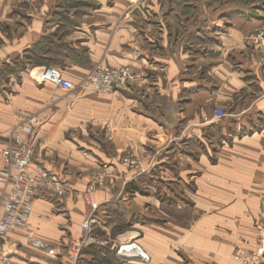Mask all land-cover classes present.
Wrapping results in <instances>:
<instances>
[{
    "label": "crops",
    "instance_id": "1",
    "mask_svg": "<svg viewBox=\"0 0 264 264\" xmlns=\"http://www.w3.org/2000/svg\"><path fill=\"white\" fill-rule=\"evenodd\" d=\"M64 1L41 0L36 15L22 13L26 23L0 35V67L47 44L40 68L73 84L96 65L127 68L136 81L101 95L5 77L0 146L18 126L23 138L36 135L32 166L66 191H37L0 252L18 264H236L264 221V59L246 44L264 8L85 0L93 8L67 10L56 22ZM16 4L0 0L1 25H10ZM214 108L226 117L204 123ZM99 170L104 179L94 184ZM91 217L99 235L135 243L149 261L118 259L110 244L80 246Z\"/></svg>",
    "mask_w": 264,
    "mask_h": 264
},
{
    "label": "built area",
    "instance_id": "2",
    "mask_svg": "<svg viewBox=\"0 0 264 264\" xmlns=\"http://www.w3.org/2000/svg\"><path fill=\"white\" fill-rule=\"evenodd\" d=\"M258 34L256 38H260ZM256 41V40H255ZM136 81V75L127 68H117L105 65L94 66L86 78L77 85L65 80L61 73L52 67L41 68L35 78L38 84L50 83L63 92L76 89L88 90L92 93L107 95L114 91L129 88ZM221 108H214L202 117L204 123H210L224 117ZM23 129L18 126L13 129L0 146V184L3 190L0 194V238L7 233L22 227L31 211L32 202L37 191H43L55 197L63 196L64 184L40 166H32V158L37 147L36 135L22 137ZM132 164L130 157L122 161ZM92 182L99 184L104 179V172L99 170L92 175ZM96 209L95 205H92ZM97 219L91 217L81 224L84 233L80 246L105 247L110 244L118 259H137L148 262L149 257L133 242L116 245L110 243L96 232ZM255 241L253 250L239 249L233 256L237 264H264V221L255 223ZM0 264H18L9 255L0 252Z\"/></svg>",
    "mask_w": 264,
    "mask_h": 264
},
{
    "label": "rangeland",
    "instance_id": "3",
    "mask_svg": "<svg viewBox=\"0 0 264 264\" xmlns=\"http://www.w3.org/2000/svg\"><path fill=\"white\" fill-rule=\"evenodd\" d=\"M15 1H17L16 10H13L14 13L13 12L11 13L13 16L11 20H9V23L10 22L11 23L10 25H7V26H3L5 25V23L2 25L0 24V35L4 36L7 34L8 36V34L10 33L9 32L10 28H12V30L14 29V31L16 32L18 30V26H20L21 23H26V20L23 18L21 19L20 17L22 13L24 14L23 16L26 17L28 15L30 17V16L36 15L40 11L41 0H15ZM171 1L174 4V6L182 5V0H168L166 1L168 7L171 6ZM189 1H190V9L195 10L198 8L197 6L198 0H189ZM212 2L215 3L213 5H219L221 8H224L225 5H228V4L234 5L237 9H241V10L245 8L249 9L251 4L254 5L253 6L254 9L264 8V0H205V4L207 5L208 4L212 5ZM60 7L63 8V10L57 11V14H53V15H56V18L54 17L55 18L54 20L56 22L63 21L64 14H67V10H69L70 13H73L74 10L80 12V11L89 10V8H93V5L92 7H90L89 3L86 2L85 0H66L63 3H60ZM258 34H261L260 38H256ZM246 44L253 55L261 59H264V22L261 23L257 28H255L253 32L250 33L246 37ZM0 45H1V39H0ZM45 47L46 49L49 48L47 47V44H45V45H41V48L39 50L40 53L44 52L43 55H47V50L44 51ZM39 51L36 48H33L27 53H25L24 55H22V60L19 59L18 62L14 63L12 67L1 66L0 67V87H5V77L7 75L15 76L16 74L17 75L19 74L20 77L25 76L26 78H29L31 81L36 83L35 78L41 71L40 67H42V65L40 64H43L42 62H44V61H40L38 57ZM2 89L0 88V94L2 96H5L7 93H5L4 90ZM224 113H225L224 117L219 119V121L226 117V112ZM189 212H190L189 218H192L191 210ZM103 237L108 242L113 243L112 241L108 240V238H106L105 236ZM29 243L32 244V242L30 241Z\"/></svg>",
    "mask_w": 264,
    "mask_h": 264
}]
</instances>
